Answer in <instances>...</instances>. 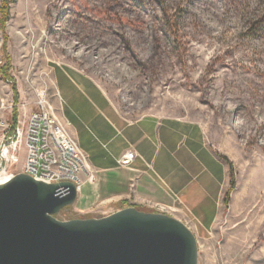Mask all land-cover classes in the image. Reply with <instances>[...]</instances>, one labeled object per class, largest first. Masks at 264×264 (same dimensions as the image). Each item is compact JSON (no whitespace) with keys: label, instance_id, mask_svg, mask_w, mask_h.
<instances>
[{"label":"rangeland","instance_id":"obj_1","mask_svg":"<svg viewBox=\"0 0 264 264\" xmlns=\"http://www.w3.org/2000/svg\"><path fill=\"white\" fill-rule=\"evenodd\" d=\"M7 57L23 123L37 110L36 91L46 89L56 110L57 64L91 76L130 120L199 123L232 164L235 187L226 162L230 202L199 238L198 264H264V0H12L5 30L0 24V71ZM5 84L12 106V84ZM4 120L13 122V110ZM25 159L22 145L11 150L6 176L19 174ZM106 211L74 204L56 217Z\"/></svg>","mask_w":264,"mask_h":264},{"label":"crops","instance_id":"obj_2","mask_svg":"<svg viewBox=\"0 0 264 264\" xmlns=\"http://www.w3.org/2000/svg\"><path fill=\"white\" fill-rule=\"evenodd\" d=\"M51 72L57 115L69 124L97 173L75 205L105 206L107 215L127 207L148 209L190 222L198 240L210 234L223 213L229 173L202 126L155 115L130 120L85 72L59 64ZM6 89L0 80V104H8ZM129 150L136 153L133 162L121 165Z\"/></svg>","mask_w":264,"mask_h":264},{"label":"water","instance_id":"obj_3","mask_svg":"<svg viewBox=\"0 0 264 264\" xmlns=\"http://www.w3.org/2000/svg\"><path fill=\"white\" fill-rule=\"evenodd\" d=\"M76 185L20 173L0 185V264H198L199 243L182 221L127 207L61 221Z\"/></svg>","mask_w":264,"mask_h":264},{"label":"built area","instance_id":"obj_4","mask_svg":"<svg viewBox=\"0 0 264 264\" xmlns=\"http://www.w3.org/2000/svg\"><path fill=\"white\" fill-rule=\"evenodd\" d=\"M37 110L32 112L27 123L16 120L5 122L0 116V185L12 177L6 176V166L11 150L22 145L26 159L19 174L32 176L47 184L70 182L76 185L78 194L86 183L96 182V171L91 167L87 154L71 134L69 124L57 115L46 89L36 91ZM1 101L0 111L14 110ZM136 153L129 150L120 159V164L130 165Z\"/></svg>","mask_w":264,"mask_h":264},{"label":"trees","instance_id":"obj_5","mask_svg":"<svg viewBox=\"0 0 264 264\" xmlns=\"http://www.w3.org/2000/svg\"><path fill=\"white\" fill-rule=\"evenodd\" d=\"M12 3V0H4L2 2V5L0 7V24L1 28L5 30L6 24L8 22V15H9V8L10 4ZM7 40L8 37L5 36V42L3 43L2 49L4 52L7 51ZM11 67V59L9 57L6 58V65L1 69L0 73L2 74V77L5 81L12 84V89L14 92V110H13V121H16L18 118V103H19V93L16 84L14 83L12 76L10 75L9 69ZM218 157L220 160L228 162L225 157H222L218 154ZM230 170L232 174V180H231V190L235 187V178L233 175V166L230 164ZM225 205L228 206L230 202V191L226 193L225 199H224Z\"/></svg>","mask_w":264,"mask_h":264}]
</instances>
